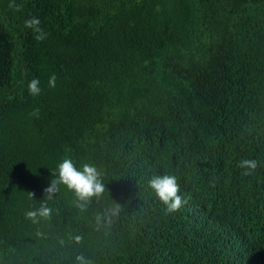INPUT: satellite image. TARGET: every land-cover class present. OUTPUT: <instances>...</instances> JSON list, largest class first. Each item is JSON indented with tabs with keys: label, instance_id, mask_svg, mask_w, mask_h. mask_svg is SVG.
Listing matches in <instances>:
<instances>
[{
	"label": "trees",
	"instance_id": "1",
	"mask_svg": "<svg viewBox=\"0 0 264 264\" xmlns=\"http://www.w3.org/2000/svg\"><path fill=\"white\" fill-rule=\"evenodd\" d=\"M66 157L95 165L105 192L81 211L61 184L33 223ZM241 159L258 166L244 175ZM163 175L178 180L179 211L149 186ZM81 253L264 264V0H0V264Z\"/></svg>",
	"mask_w": 264,
	"mask_h": 264
},
{
	"label": "clouds",
	"instance_id": "2",
	"mask_svg": "<svg viewBox=\"0 0 264 264\" xmlns=\"http://www.w3.org/2000/svg\"><path fill=\"white\" fill-rule=\"evenodd\" d=\"M24 26L30 28L35 33L34 39L36 41H43L47 38L48 34L41 27V21L38 17H30L24 22ZM48 86L50 88L56 87L55 74L49 77ZM27 87L29 95L33 97L39 96L42 91L38 78L29 81ZM39 111V108L34 109L32 115L38 117ZM257 166L258 161L255 159H241L238 164V167L248 170L244 172V175H250ZM57 170L58 175L53 173L55 178H53L50 181V185L44 189L45 197L43 201L39 202L37 208L30 209L25 213L26 218L33 223H39L41 219H48L51 217L53 210L48 206V201L53 199L54 194L59 191V185L61 184L75 192L77 207L80 208L81 211L86 210L92 198H99L105 192V185L101 180V173L93 164L84 163L82 167L78 169L74 162L66 157L58 164ZM149 186L166 206L168 212L179 211L186 203L183 196L180 194L178 180L173 175L154 176L149 180ZM29 195L34 197L35 194L30 192ZM119 210V205H117L114 209L106 212L104 217L97 215V224L104 218L117 215ZM80 239L81 237H75L77 242H79ZM75 264H92V261L81 253L76 256Z\"/></svg>",
	"mask_w": 264,
	"mask_h": 264
}]
</instances>
